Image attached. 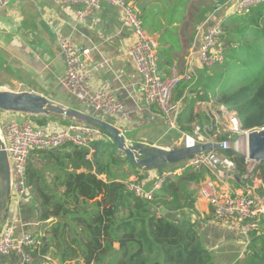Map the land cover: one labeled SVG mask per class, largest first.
Returning <instances> with one entry per match:
<instances>
[{
    "label": "crops",
    "instance_id": "0c3cea01",
    "mask_svg": "<svg viewBox=\"0 0 264 264\" xmlns=\"http://www.w3.org/2000/svg\"><path fill=\"white\" fill-rule=\"evenodd\" d=\"M140 1L142 0H138L137 4ZM177 1L179 0H145L144 6L138 12L144 29L155 43L160 75L167 76L171 66H176L181 72L184 70L191 72V79L181 80L172 94L175 101H180L179 112H181L183 104L192 99L199 90V84L196 87H191L193 84L200 83L204 72V69L200 70L201 63L195 52L201 41L203 24L210 17L211 11L204 13L206 20L203 21L201 17L204 14H200V10H197L199 7L195 6V0H188L185 3L182 0L180 4L183 6L177 7L175 14H171L169 7ZM201 3L200 0L199 4ZM77 7H79L78 4L59 3L51 0H9L8 4L0 7V88L36 92L63 107L88 112L119 129H126L124 137L128 143L176 149V146L181 145V134L186 131L179 129L178 125L176 128L169 127L167 117L158 107H146L144 104L142 78L134 60L128 53V48L134 43L135 35L130 27L123 23L120 9L102 4L100 8L93 10L83 19H79L75 13ZM61 35L71 36L77 46L87 50L90 66L89 84L93 87H99L102 84L108 85L120 101L123 111L130 120L129 123L123 121L120 114L102 117L90 107L80 103L61 86L59 77L65 69L58 44V37ZM181 90H183L182 93ZM216 106L218 105H214L210 101L196 102L193 110L203 121L206 116L211 118L210 112ZM1 117L13 118L18 121L27 118L34 122L37 118H45L47 119L45 125L53 128L62 127L78 120L54 113L31 115L9 112L8 115L0 113ZM195 124L192 125V128ZM127 133L132 134L125 135ZM69 145L66 144L52 150V153L64 165H60L54 157L47 158V153L42 156V159L41 155L38 157V155L32 154L29 159L28 172L31 163L39 168L42 161L50 166L49 171L52 173L53 180L55 177H59L61 180L63 174L75 169L74 167H78L77 172L88 171V168L77 159L75 151L88 149L85 159H90L94 152L92 143L89 148L74 147L73 150ZM101 155L103 157L104 151ZM72 162H75L76 166L72 167ZM126 164L129 165L128 161L118 167L128 171ZM128 169L132 172L127 174L126 179L110 176L111 179L128 182L131 178H136L147 189L159 175L156 170L146 171L140 168L145 171L144 176L141 177L137 176L141 175L140 172L137 174V170L132 167ZM96 171L97 167L93 165L91 172L96 173ZM184 171L180 170L177 174L180 175ZM213 172L215 177L211 179L222 190L238 191L244 186H250L244 184L246 181L244 182L242 179L239 182L236 181L232 171L216 168ZM96 175L103 181L107 180L106 173H96ZM38 178L35 176V181L31 184L39 181ZM207 178L210 177L206 176L205 179ZM185 183H187L184 186L185 193L178 192V199L182 203L189 202L190 206H184L173 212L178 217H189L191 221L196 222L202 244L212 253L215 264H234L243 249V237L234 230L220 226L216 222L207 201L198 196L197 188L200 182L186 181ZM56 186L58 192L64 190V186L60 183ZM255 186H258V183H255L252 188H257ZM32 187L30 202H33L34 198ZM37 187L41 186H36L35 190ZM53 188L52 184L50 188L45 189V192L48 195H55L57 190ZM48 189H52V191L49 192ZM28 200L20 207L21 222L17 230L22 233H31L39 239L41 245L34 250L33 260L40 257L42 261L47 260L51 264H84L82 255L78 253L75 256L71 247L75 248L77 245L74 242L81 244L86 242L88 235L85 226L79 224L75 220V215L71 213L62 217L49 216L45 220L55 219L56 221L45 228V238L43 239L39 229L40 223L44 221L41 219L43 210L41 201L36 208L31 203L28 204ZM93 201H88L87 206L84 207L87 212L94 209ZM48 208L51 207L48 206ZM157 213L164 214L165 210L158 207ZM54 227L57 229V236L51 232ZM117 244L115 242L113 245ZM43 247L46 248L44 253L41 252ZM13 262V256L0 258V264H13ZM33 264L38 263H35L34 260Z\"/></svg>",
    "mask_w": 264,
    "mask_h": 264
},
{
    "label": "built area",
    "instance_id": "2783aa9c",
    "mask_svg": "<svg viewBox=\"0 0 264 264\" xmlns=\"http://www.w3.org/2000/svg\"><path fill=\"white\" fill-rule=\"evenodd\" d=\"M49 1V0H44ZM59 3L78 4L75 13L77 18L83 19L102 4L114 6L122 12L123 23L130 27L135 35L134 43L128 48V53L134 60L138 73L142 78V94L146 107L156 106L167 117L169 127H177V118L181 108L180 101L172 99L174 89L181 80H190L191 72L179 71L176 66L170 67L167 76H161L158 69V57L151 36L144 29L136 8L138 0H51ZM9 0H0V7L8 4ZM264 0H229L216 2L210 16H217L224 9V16L215 21L206 20L202 27L201 41L195 52L203 67H212L224 61L227 53L225 39V18L232 14H245ZM60 56L65 69L59 77V83L80 103L93 109L102 117L120 114L123 121L130 122L127 114L114 91L106 84L93 87L89 84L90 66L88 52L77 46L72 37L61 35L58 37ZM210 103H213L210 101ZM218 110V111H217ZM209 125L200 126L196 123L190 132L181 134V146L191 147L196 144L218 143L219 148L204 151L200 155L187 159L185 168L198 170L207 168L213 171L219 166L228 169L234 167V162L222 154L231 147L230 131H248L240 128L236 112L218 105L212 110ZM222 116L225 127L223 134H219L218 117ZM216 126V128H215ZM2 139L7 152L10 167L11 200L7 220L0 231V257H14L13 264H33L32 252L41 245L39 239L31 233L18 232L21 222L20 207L32 195L28 182V165L30 155L36 151H52L66 144L76 148H89L93 141L111 142V136L98 125L77 120L62 127L53 128L47 125L36 126L25 118L22 121L13 118H0ZM122 134L126 129H120ZM227 134V135H226ZM226 139H220L222 136ZM236 151V150H235ZM245 161L248 159L246 156ZM164 171L149 189L136 178L126 182V188L135 196L151 200L156 190L172 175L178 173ZM226 191L218 187L211 178L198 184V196L204 198L212 210L216 222L234 230L243 237V249L239 259L244 256L250 234L259 228L261 215L264 213V203L256 200L245 191Z\"/></svg>",
    "mask_w": 264,
    "mask_h": 264
},
{
    "label": "trees",
    "instance_id": "16d2710c",
    "mask_svg": "<svg viewBox=\"0 0 264 264\" xmlns=\"http://www.w3.org/2000/svg\"><path fill=\"white\" fill-rule=\"evenodd\" d=\"M183 1L185 3L188 0ZM226 1L229 0H210L209 4L214 6L216 2ZM181 2L179 0L171 4L169 12L175 14L176 8L183 6ZM212 8L200 11V14L211 11ZM138 15L141 19L139 12ZM223 15L224 9L217 16H210L208 19L215 21ZM223 24L227 52L233 50L234 59L249 66L250 70L242 85L230 92L219 93L215 103L236 112L242 130L261 128L264 126V3L252 7L248 13L228 15ZM243 54V58L239 59ZM203 101H210L208 87L202 93H195L192 99L183 104L177 118L179 129L190 132L192 125L201 121L193 109L196 102ZM205 120L209 121V117L206 116ZM46 121L45 118H37L32 122L40 126L45 125ZM101 145L102 141L92 142L94 152L90 159H85L88 149L75 151L77 159L88 171L77 172L78 167H74L75 169L65 172L61 180L55 177L56 184L64 186L58 196L48 195L43 187L35 190V185L33 188L40 201L42 200L41 219L45 220L49 216L62 217L71 213L79 224L85 226L88 235L86 242H74L77 245L75 248L71 247L75 256L78 253L82 255L84 264H215L212 253L202 244L196 222L189 217H178L173 212L190 206L189 202L182 203L178 199V184L172 179L165 180L151 200L135 196L127 190L126 182L115 181L108 175L101 161ZM113 146L116 149L114 144ZM110 154L113 163L118 166L128 161L127 157L115 151ZM222 154L234 162L235 175L247 176L246 185H250L253 178L264 182V160L259 161L249 171L243 154L233 148L223 151ZM46 157H54L59 161L52 151ZM59 164L64 165L62 161ZM93 165L97 167V174H107L106 181L91 172ZM71 166H76L75 162ZM130 166L135 170L138 168ZM206 176L215 177L214 172L207 168H186L178 178L184 187L186 181L198 183ZM28 181L30 185L35 181V173L28 172ZM257 190L264 196V189ZM99 196L100 199H97ZM90 200H94V209L87 212L84 207ZM158 207L164 209L165 213H157ZM121 212L124 213L123 216L119 215ZM51 232L54 236L58 234L55 227ZM115 242L122 244L121 247L115 248ZM45 249L43 247L41 252L44 253ZM31 255H34V251ZM234 264H264V213L261 215L259 228L250 234L244 256Z\"/></svg>",
    "mask_w": 264,
    "mask_h": 264
},
{
    "label": "water",
    "instance_id": "95a60500",
    "mask_svg": "<svg viewBox=\"0 0 264 264\" xmlns=\"http://www.w3.org/2000/svg\"><path fill=\"white\" fill-rule=\"evenodd\" d=\"M144 4L145 0L140 1L136 6L137 10H141ZM0 110L31 115L54 113L98 125L111 136V142L116 146V152L127 157L129 165H134L146 171L156 170L161 172L169 164L190 159L202 154L204 151L220 147L218 143H203L191 147L182 146L176 149L148 147L139 143L131 144L126 141L124 134H122L118 127L113 126L105 120L95 117L88 112L63 107L45 96L32 91H13L0 88ZM244 148L249 154L246 155L247 159L255 162L264 160V126L247 132ZM233 177L236 181H240L241 177L235 174H233ZM241 179L244 182L246 181V177H242ZM10 200V167L0 127V231L7 220ZM55 221V219H48L40 223L39 229L43 239L45 238V228ZM121 245L119 244V247Z\"/></svg>",
    "mask_w": 264,
    "mask_h": 264
},
{
    "label": "rangeland",
    "instance_id": "374dc122",
    "mask_svg": "<svg viewBox=\"0 0 264 264\" xmlns=\"http://www.w3.org/2000/svg\"><path fill=\"white\" fill-rule=\"evenodd\" d=\"M199 1L200 0H195V3L198 5V7H199L198 9L200 11L206 10V9H210V8L213 7L211 4H209L210 0H201L202 1L201 4H199ZM201 18L203 19V21H205L206 20L205 19V14ZM144 20H145V18H144ZM234 55H235V53L233 52V50H229V52L226 53L224 61L221 62L220 64H217V65L212 66V67H203L201 65L200 66V70L203 71V69H204V72H203V75H202V79H201L200 83L198 82L197 84L191 85V87L193 88V87H196L199 84L198 85L199 86V90L198 91H201V93H202L203 90H205L206 87H208V93L210 94V99L212 100L214 105H217L215 103V99L219 95V93L230 92L234 88L242 85L244 83V81H245L246 75L248 74V72L250 70L249 66L247 67L246 65L240 64V62L237 61L238 59L235 60L234 57H233ZM243 56H244V54L239 56L238 58L239 59L243 58ZM204 86H205V88H204ZM212 109H214V108H212ZM0 113L1 114L5 113V114L8 115L9 112L0 110ZM12 113H14V112H12ZM210 113H213V115L215 114L214 112H210ZM222 119H223L222 116H219L218 120H217L218 121L217 127L219 128V134H223L224 131L222 130V128H226L225 127L226 121L223 122ZM197 123L200 126H204V125L208 126L209 125V121H206L205 119L203 121H198ZM215 128H216V126H215ZM230 132L231 133H229L230 134L229 140H230V143H231V147L234 150H236L237 152L241 153L239 150H240V148H242V146L244 147V143L246 141V135L247 134H245L243 132H234V131H230ZM131 134L132 133H127L125 135H131ZM222 137H225V136H222ZM69 146H71L70 148L72 150L74 149V146H72V145H69ZM180 147H182V146L179 144L175 148H180ZM101 150L104 151V155H103L101 161L104 163V168L108 172V175H110L111 177H120L122 179H126L127 174H129L130 171H131L128 168H131V166L126 164L127 165V170H128V171H126L123 168L118 167V165L116 163L115 164L113 163V160L111 159V154H110L111 152H114V151L116 152V149L113 146V143L105 141V140H102ZM48 152L49 151L36 150L32 154L33 155H38V157L41 155V159H42V156L46 155V153H48ZM43 162L44 161L40 162V167L39 168H36L35 164L31 163V165L29 167V172H31L32 174L35 173V176L39 177L38 178L39 181L34 182L30 186H33L32 188H34L35 185H36V186H39V187L40 186L43 187V189H46V188H50L52 186V184H53V187H54L53 189L57 190V191H55L56 192L55 195L57 194V196H58V193H59L58 192V187L56 186V182L51 178L52 173L49 171V169H50L49 167L50 166L48 164H46L45 162L44 163ZM186 162H187V159L182 160V161L177 162V163L169 164L161 172H164V171H170V172L179 171L180 172V170L181 171L186 170V168H185ZM257 163L258 162H255V161H252V160L248 159L247 167H248L249 171ZM218 169L226 170V171H232V172L234 171V167L228 169L226 167L219 166ZM143 171L144 170L138 168L136 172H137V174H139V172H140L141 175H137V176H141V177L144 176L145 171L144 172ZM134 173H135V171H134ZM178 177H179V174L176 173V174L172 175L169 179H172L173 181H175L178 184V188H177L178 192L185 193V189L183 187V184L179 183V178ZM244 177H247V176H244ZM255 183H258V186H255L257 188L253 189L252 187H254ZM150 187H151V185L149 186V188ZM149 188H147V189H149ZM244 188L246 189L245 191L247 193H249L251 196H253L256 200L258 199L259 201H262V203H264V196H261L260 193L257 190L258 188L264 189V182L263 181H261L258 178H253L250 186L249 187L244 186ZM48 190H49V192H51L50 189H48ZM33 195H34L33 202H30L31 198H32V195H31L28 198L29 199L28 200L29 203L28 202L27 203L28 204L31 203L33 206H36V208H37L39 206V204H40V202H39L40 201L39 200L40 197L36 193V191H34V190H33ZM119 215L123 216L124 213L121 212ZM114 247L117 248V249L120 248L118 244L115 245ZM34 260H35V263H38V264H51L47 260L42 261L40 257L39 258H35ZM34 260H33V262H34ZM38 260H40V261H38Z\"/></svg>",
    "mask_w": 264,
    "mask_h": 264
},
{
    "label": "bare ground",
    "instance_id": "6f19581e",
    "mask_svg": "<svg viewBox=\"0 0 264 264\" xmlns=\"http://www.w3.org/2000/svg\"><path fill=\"white\" fill-rule=\"evenodd\" d=\"M242 154H244L245 156L246 155H249L248 152L246 151V149L242 146V148H240L239 150Z\"/></svg>",
    "mask_w": 264,
    "mask_h": 264
}]
</instances>
